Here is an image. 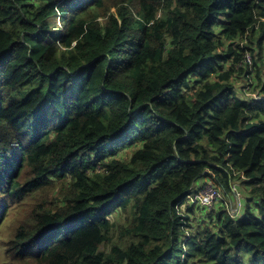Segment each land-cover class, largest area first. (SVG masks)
Segmentation results:
<instances>
[{
  "label": "trees",
  "instance_id": "obj_1",
  "mask_svg": "<svg viewBox=\"0 0 264 264\" xmlns=\"http://www.w3.org/2000/svg\"><path fill=\"white\" fill-rule=\"evenodd\" d=\"M36 196L10 264H264V0H0V224Z\"/></svg>",
  "mask_w": 264,
  "mask_h": 264
},
{
  "label": "rangeland",
  "instance_id": "obj_2",
  "mask_svg": "<svg viewBox=\"0 0 264 264\" xmlns=\"http://www.w3.org/2000/svg\"><path fill=\"white\" fill-rule=\"evenodd\" d=\"M251 53V52H250ZM236 86L238 87L239 94L241 96H245L243 92L244 86H247L245 89L246 96L250 97H257L256 93H253L251 91V88L248 87V85L245 83V79L241 75H236L234 80ZM242 89V90H241ZM27 177H30L29 172L26 173ZM242 179L237 180L232 185V190L234 193L227 194L224 189H221L224 195L227 197L230 205L232 207L228 208V211L231 213L236 212H242L243 209L246 207L245 196L248 194V188L245 186L243 187V179L244 176H241ZM199 182V181H198ZM201 182V180H200ZM201 184V183H200ZM42 196H36V197H29L25 200H8V206L9 211L5 216V220L0 224V264H10L7 256H6V250H7V243L14 237L13 235L16 233L20 225L23 223L25 219H27L32 211V207L37 204L38 201L42 200ZM51 198H49L50 200ZM55 200V199H54ZM52 200V201H54ZM49 201L48 203L52 202ZM191 204V203H190ZM57 205V204H56ZM201 206V204H199ZM55 206V205H54ZM220 204L216 207L219 208ZM179 213H186L185 206H183L181 209L178 210ZM199 216V214H197ZM236 215V214H235ZM194 216L193 217V226L194 228L190 231H194L199 229V226H203L202 223H198L199 217Z\"/></svg>",
  "mask_w": 264,
  "mask_h": 264
},
{
  "label": "built area",
  "instance_id": "obj_3",
  "mask_svg": "<svg viewBox=\"0 0 264 264\" xmlns=\"http://www.w3.org/2000/svg\"><path fill=\"white\" fill-rule=\"evenodd\" d=\"M246 63L250 65L253 63L250 54L247 55ZM185 201H189L191 204H198V205L201 204V206L206 207L209 210L215 209L219 203H224V204L227 203L229 208L232 207L227 197L224 195V193L212 183H208L207 185L204 186V188L199 190L197 193L187 196ZM239 213L236 212L231 214L237 215Z\"/></svg>",
  "mask_w": 264,
  "mask_h": 264
},
{
  "label": "crops",
  "instance_id": "obj_4",
  "mask_svg": "<svg viewBox=\"0 0 264 264\" xmlns=\"http://www.w3.org/2000/svg\"><path fill=\"white\" fill-rule=\"evenodd\" d=\"M200 183H201V184H200ZM208 183H210L209 180H207V179H202L201 182L199 181V182H197V183L195 184L196 189L201 190V189L204 188V186L207 185ZM240 213H241V212H240Z\"/></svg>",
  "mask_w": 264,
  "mask_h": 264
},
{
  "label": "clouds",
  "instance_id": "obj_5",
  "mask_svg": "<svg viewBox=\"0 0 264 264\" xmlns=\"http://www.w3.org/2000/svg\"><path fill=\"white\" fill-rule=\"evenodd\" d=\"M248 55V54H247ZM251 56V55H250ZM251 58H252V56H251ZM243 179H245V178H243ZM211 183V182H210ZM217 187V186H216ZM199 190L198 189H196V192L195 193H197ZM233 191V190H232ZM234 193V192H233ZM193 195V194H192ZM190 196V195H189ZM187 198V197H186ZM187 202V201H186ZM220 204V203H219ZM218 206V205H217ZM216 206V207H217ZM203 207V206H202ZM214 210V209H213Z\"/></svg>",
  "mask_w": 264,
  "mask_h": 264
}]
</instances>
